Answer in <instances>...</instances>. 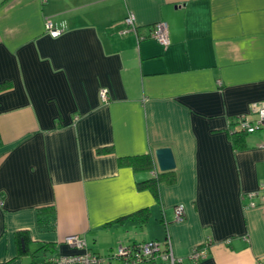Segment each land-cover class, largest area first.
I'll list each match as a JSON object with an SVG mask.
<instances>
[{
  "label": "crops",
  "instance_id": "crops-1",
  "mask_svg": "<svg viewBox=\"0 0 264 264\" xmlns=\"http://www.w3.org/2000/svg\"><path fill=\"white\" fill-rule=\"evenodd\" d=\"M129 12L142 37L167 22L171 44L121 35ZM263 100L264 0H0V264H54L74 234L104 264H127L120 245L164 251L168 235L175 264H264V202L248 198L264 182V131L231 135ZM160 147L177 180L157 202L136 186L152 172L119 157ZM51 205L42 232L36 209Z\"/></svg>",
  "mask_w": 264,
  "mask_h": 264
},
{
  "label": "built area",
  "instance_id": "built-area-1",
  "mask_svg": "<svg viewBox=\"0 0 264 264\" xmlns=\"http://www.w3.org/2000/svg\"><path fill=\"white\" fill-rule=\"evenodd\" d=\"M125 27L120 31L121 35L133 33L138 40L144 38H152L158 41L162 46L168 47L171 44L168 24L165 21L156 23L147 37H142L138 34V25L134 13L129 12L124 19ZM46 31L53 37H57L62 33V29L53 26L52 22L46 21ZM102 98H107L106 90H103ZM252 108L256 112L254 118L247 115H241L235 119V124L243 129L245 133H254L257 131H264V100L254 103ZM264 146V142H263ZM261 196L264 202V182H262L256 192L250 193L248 198L251 200L255 197ZM1 198V197H0ZM255 205L251 202L248 206ZM175 221H183L185 216V206L178 204L174 208ZM64 242L76 251L67 255H57L52 258L54 264H104L106 258L93 252L85 237L74 234L69 235L64 239ZM166 249L162 251L161 243L159 241H145L133 245H120L117 252L112 256L121 259L127 264H150L156 261L169 262L175 264L182 259L177 258L173 252V246L170 236L165 240ZM207 257V247H194L189 255L192 262H198Z\"/></svg>",
  "mask_w": 264,
  "mask_h": 264
},
{
  "label": "trees",
  "instance_id": "trees-1",
  "mask_svg": "<svg viewBox=\"0 0 264 264\" xmlns=\"http://www.w3.org/2000/svg\"><path fill=\"white\" fill-rule=\"evenodd\" d=\"M235 124V123H234ZM233 142L235 145L242 143L246 133L241 128L234 129L231 133ZM2 146V140L0 138V147ZM110 149L102 148L98 150V153L108 152ZM120 165L131 166L138 174L146 173L151 175L145 178H138L136 180V186L140 190L148 189L152 192L157 202L160 201V185L161 183L173 184L177 180V174L175 170L169 172H161L157 168V163L152 153H146L135 156L119 157ZM37 213V226L42 232L52 231L55 229L56 224V211L54 206H43L36 209ZM148 209H142L138 214L142 217V220H146ZM121 220V219H118Z\"/></svg>",
  "mask_w": 264,
  "mask_h": 264
},
{
  "label": "water",
  "instance_id": "water-1",
  "mask_svg": "<svg viewBox=\"0 0 264 264\" xmlns=\"http://www.w3.org/2000/svg\"><path fill=\"white\" fill-rule=\"evenodd\" d=\"M154 156L158 169L161 172L173 171L176 168V160L170 147H160L155 150Z\"/></svg>",
  "mask_w": 264,
  "mask_h": 264
}]
</instances>
